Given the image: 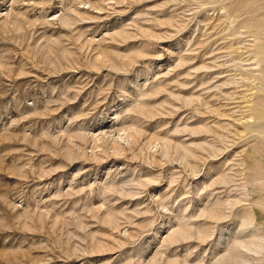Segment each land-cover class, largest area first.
Listing matches in <instances>:
<instances>
[{"label":"rangeland","instance_id":"rangeland-1","mask_svg":"<svg viewBox=\"0 0 264 264\" xmlns=\"http://www.w3.org/2000/svg\"><path fill=\"white\" fill-rule=\"evenodd\" d=\"M0 264H264V0H0Z\"/></svg>","mask_w":264,"mask_h":264}]
</instances>
